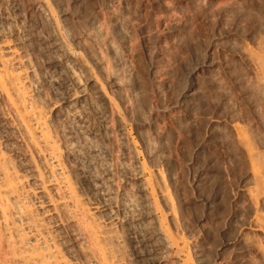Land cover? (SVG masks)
I'll list each match as a JSON object with an SVG mask.
<instances>
[{"label":"bare ground","instance_id":"6f19581e","mask_svg":"<svg viewBox=\"0 0 264 264\" xmlns=\"http://www.w3.org/2000/svg\"><path fill=\"white\" fill-rule=\"evenodd\" d=\"M179 1L0 0V264H264V36L251 46L228 4L224 36L188 65ZM215 54L229 73L236 56L246 66L250 129ZM206 70L217 115L198 103ZM169 118L179 144L201 129L183 165ZM215 168L225 188L211 185Z\"/></svg>","mask_w":264,"mask_h":264},{"label":"rangeland","instance_id":"374dc122","mask_svg":"<svg viewBox=\"0 0 264 264\" xmlns=\"http://www.w3.org/2000/svg\"><path fill=\"white\" fill-rule=\"evenodd\" d=\"M179 1V0H176ZM181 1V0H180ZM179 1V2H180ZM185 1V2H183ZM180 3L183 5L188 4L189 8V32L192 34L195 39V45L193 48H186V61L188 65H195L198 60H200L203 56L208 53V44L213 38H218L224 36L221 35L226 28L224 15H222V8L228 4H234L232 11L230 12L231 17H235L237 13L241 10L244 18V27L245 31L243 32L244 39L254 47V36L256 34H260L264 36V0H183ZM190 3H189V2ZM188 2V3H186ZM198 6V7H197ZM192 14V15H191ZM263 23V24H262ZM224 26V27H223ZM209 40V41H208ZM215 66L212 68V72L218 74L222 79V84L228 89L230 92L232 100L231 103H237L241 107H243L244 111L238 112V116L240 118L241 123L247 128L250 129L251 123V110L249 106H247L245 101V94L247 95L248 88L245 83H243L242 76L245 74L246 66L239 59L240 57H235L234 67L231 70L232 73H229L225 66L224 61L219 58L215 54ZM214 70V71H213ZM218 70V71H217ZM241 70V71H240ZM205 73H199L200 80L202 81L201 88L204 92L203 97L198 103L201 105L203 109L208 112L217 115L218 109H216V104L211 105L207 103V99H213L217 102L221 101V97L219 94H216L212 85L207 82L204 78ZM186 69L181 64L177 65L175 72L173 73L174 79L180 86H183L186 82ZM202 77V78H201ZM254 94V91H251V94ZM233 101V102H232ZM211 105V106H210ZM171 107L170 102L167 101L163 108L157 109L159 113L162 110H166ZM178 115L180 117V123L183 127L187 126V121L184 119L182 112L179 110ZM177 122V121H176ZM244 122V123H243ZM201 134L200 128H193L191 132L185 137L182 143H178V138L175 133V123L172 121V118L166 119L165 121V137L168 147L171 150H176L175 160L178 161L181 165L185 162L188 154H190L193 149L195 140ZM218 151L213 148L211 151L205 153L201 157V161L208 159H217ZM186 170V174L189 175L188 169ZM211 175V185L221 184L223 188H225V183L221 178V174L218 168L210 170ZM221 200V212L219 214H223L230 209V203L228 201V195L226 193L222 194ZM225 195V196H224ZM194 216L197 218L200 216L203 211V205L194 203L193 204ZM221 240V234L216 230H212L209 235L206 236V243L208 248V256L212 257L214 255V248ZM219 264H221L219 262ZM226 264H231L230 261H227Z\"/></svg>","mask_w":264,"mask_h":264}]
</instances>
